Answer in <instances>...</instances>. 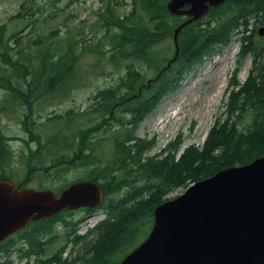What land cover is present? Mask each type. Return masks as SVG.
I'll list each match as a JSON object with an SVG mask.
<instances>
[{
	"label": "trees",
	"instance_id": "obj_1",
	"mask_svg": "<svg viewBox=\"0 0 264 264\" xmlns=\"http://www.w3.org/2000/svg\"><path fill=\"white\" fill-rule=\"evenodd\" d=\"M73 0H70L72 2ZM169 0H131V11L121 19L112 15L111 8L99 11L97 21L104 30L102 40L107 42V51L101 50L99 40L95 45H84L79 52L76 46L82 41H75L72 47L65 51H57L48 45L38 57V69L31 73V80L26 83L27 93H20L10 79L0 74L2 88L10 90L8 101L26 108L22 126L26 132H33L31 109L33 101L53 98L56 87L72 77L77 79L71 88L67 87V95L77 85L81 84L80 71L77 61L85 51L94 53L99 61L114 65L118 69L120 62H125L124 74L116 84L115 89L97 91L93 99L97 101V113L100 117L110 114L111 108L118 101L124 100L146 83L143 74L135 67L136 62H145L148 67L155 68L157 73L165 66L168 59V49L165 53L157 51L155 46L167 37H171V30L183 19L171 16L165 9ZM31 0H24L11 20L29 19L32 17ZM22 12L31 15H22ZM140 12L146 21L140 20ZM21 17V18H20ZM264 17V0H226L216 8H210L204 21H197L186 26L179 35V55L170 68L163 71L157 81L151 82L149 87L127 102L116 105L123 109L122 114L130 115L129 120L121 121L114 117L110 129L113 132L112 157L109 162L98 170L91 178L100 182L103 192V202L96 209L104 212V219L98 222L85 235L76 233L77 221L68 218L72 213L66 212L52 218L30 222L22 231L8 240L0 243V264H14L10 253L15 250L18 261L24 264H118L119 261L133 249L142 239L143 234L150 230L153 209L164 200L163 197L175 190L186 188L189 184L214 175L221 169L241 166L259 158L264 153V37L258 38L254 27ZM253 18L255 25L249 30V20ZM133 19L137 22L133 24ZM144 23V24H141ZM115 28L116 33L111 34ZM239 34L241 43L239 59L249 56L251 69L245 82L236 91V85L229 94L226 108V119L217 121L206 137L200 150L190 146L178 158L175 152L178 144H173V153L165 157L149 156L148 151L153 143L135 137L134 132L140 121L155 109L161 97L174 91L184 75L196 64L209 55L215 46H225L229 43L233 33ZM6 24H0V59L10 66L13 77L21 79L20 59L12 58L4 51L6 47ZM22 31L17 37L20 38ZM171 39V38H170ZM172 48V46H171ZM55 51V52H52ZM104 61V62H105ZM155 62V63H154ZM239 62V61H238ZM19 68L17 69V66ZM153 66V67H152ZM155 66V67H154ZM25 67V66H23ZM102 68V63L100 64ZM30 75V74H29ZM26 76L22 81H26ZM125 89L127 94L119 96ZM66 95V96H67ZM98 102L100 104H98ZM250 117L251 123L245 130L238 129V120ZM76 117L54 116L47 118L42 127L43 134L48 135L46 145H56L70 140L76 143V158L83 161L94 156L93 145L88 139L92 128L85 131L72 129L71 122ZM76 127V126H75ZM4 139V136L0 137ZM6 138V137H5ZM0 139V164L6 162L4 141ZM96 143V142H94ZM44 148L39 142L40 154ZM56 151V150H55ZM78 153H81L79 155ZM61 158H64L61 156ZM69 160V158H67ZM99 174L106 176L108 182H102ZM6 180L5 176L0 177ZM137 184V185H136ZM130 186L133 192L126 191L121 197H115L122 187ZM145 195V197H144ZM95 209V210H96ZM90 215L93 210H85ZM64 227L62 235L55 233V224ZM21 241L24 247H15ZM62 242L55 250L52 247ZM67 257H62L66 250Z\"/></svg>",
	"mask_w": 264,
	"mask_h": 264
},
{
	"label": "rangeland",
	"instance_id": "obj_2",
	"mask_svg": "<svg viewBox=\"0 0 264 264\" xmlns=\"http://www.w3.org/2000/svg\"><path fill=\"white\" fill-rule=\"evenodd\" d=\"M23 1L0 0V24H6L4 51L12 60L19 58L20 63L25 66H20L21 79L19 76L17 79L11 76L13 74L10 66L4 64L0 59V74H3L4 78L10 79L11 84L16 86L22 94L27 93L26 83L31 80V73L37 71L38 57L48 45L51 49H57L56 52L52 51L57 56L59 54L57 51L67 50L75 44V41L83 42L75 48L76 52H79L82 46L95 45L101 40V50L107 51V42L102 40L104 30L97 21L98 12L111 8L114 17H126L129 15L132 5L131 0H73L72 2L70 0H31L32 17L11 20ZM31 13L22 12V15H31ZM139 15L142 22L146 21L144 14L142 15L140 12ZM204 18L200 21L203 22ZM133 22L135 24L137 19H133ZM142 22L141 24H144ZM261 22L254 27L255 31L263 24L264 17ZM249 24L251 30L254 25L253 18L250 19ZM19 31H22L20 38L17 37ZM115 33L116 29L112 28L111 34ZM238 38L239 34L235 32L227 45L215 46L209 55L184 75L177 88L174 91L166 92L155 109L142 119L134 135L137 138L152 141L154 148L147 155L156 154L167 143L170 147L176 141H179L176 156L189 146L197 147L200 150L214 123L223 122L226 119L228 97L236 86L231 85L232 80L237 81L238 85L242 84L251 68L250 57H241L237 60L240 45ZM171 46L172 40L167 37L158 43L155 49L164 53L168 49L166 57L168 59L173 51ZM104 61H99L98 56L94 53L85 51L77 61V67L81 73L80 85L71 89L67 95V87L71 88L77 82V79L72 77L56 87V92L53 93L54 99L51 101H34L31 109L34 121L31 134L26 132L21 124L26 108L17 104L11 103V106L7 104L11 91L2 88V82H0V137L4 136V139H0L2 142L4 141V150L6 151V162L0 164V177L3 175L6 179L9 178L8 180L17 186L23 184V186L34 190L44 187L59 192L74 181L89 179L109 162L112 157V144L108 141L114 140V134L110 138L108 136L105 138V136L112 121L107 126L105 124L100 126L103 120L90 110L97 109V101L93 99L97 91L108 88L115 89L124 74L123 68L126 63L120 62L119 68L116 69L114 65L106 64ZM101 63L102 68L100 67ZM135 67L143 74L144 81L154 78L157 74L155 68L148 67L143 61L136 62ZM221 72L224 73L223 77L220 76ZM25 75H28L26 81H22ZM219 81L221 88L217 85ZM126 94V90L122 89L116 98ZM98 104L100 103L98 102ZM76 113L81 116H76ZM54 116L80 117L76 121L77 129L79 128L81 132L93 129L88 134V138L90 142H92L91 138L96 140V143L93 144L96 152L95 161L84 164L82 159H77L75 156L78 143L76 142L71 148L64 149L61 153L66 159L65 163L55 164L60 160L61 155L58 154V159L50 156L53 147L44 144L48 135L43 134V129L48 127H42L46 118ZM114 116L121 118L120 111H117ZM126 118L128 117L126 116ZM250 123V117L244 116L238 120V129L245 130ZM114 129L116 127L112 130ZM100 138H104V140L97 142ZM39 142L44 148L40 154H37ZM168 152L167 150L162 156L167 155ZM67 158L74 159L69 164ZM37 165L39 167L35 168ZM48 167L45 174L36 171ZM99 177L102 178V182H108L106 176L99 174ZM174 189L167 193L162 200L175 198L184 192V188L176 187ZM126 191L133 192V189L130 186L122 187L114 195L121 197ZM82 216L83 213L78 212L74 213L71 218L78 220ZM102 217L101 212H96L86 219H89L88 222L92 224ZM56 231L58 235L63 234L61 227H57ZM144 236L145 233L142 239ZM60 244L62 242L55 244L52 250H55ZM10 257L16 264H23V262L18 263L16 252L12 253Z\"/></svg>",
	"mask_w": 264,
	"mask_h": 264
},
{
	"label": "water",
	"instance_id": "obj_3",
	"mask_svg": "<svg viewBox=\"0 0 264 264\" xmlns=\"http://www.w3.org/2000/svg\"><path fill=\"white\" fill-rule=\"evenodd\" d=\"M224 1L169 0L168 13L188 19L173 30L174 55L163 70L178 56L180 31ZM258 34L264 35V25ZM100 202L101 190L90 181L74 183L58 197L0 181V241L31 220ZM153 219L147 237L119 264H264V154L189 186L157 206Z\"/></svg>",
	"mask_w": 264,
	"mask_h": 264
},
{
	"label": "bare ground",
	"instance_id": "obj_4",
	"mask_svg": "<svg viewBox=\"0 0 264 264\" xmlns=\"http://www.w3.org/2000/svg\"><path fill=\"white\" fill-rule=\"evenodd\" d=\"M223 60V59H222ZM225 60V59H224ZM223 64V63H222ZM223 66V65H222ZM225 66V65H224ZM223 66V67H224ZM223 70V69H222ZM225 72V71H224ZM222 74L220 75V76H222L223 77V75H224V73L223 72H221ZM264 73V72H263ZM220 76H218V77H220ZM221 77V78H222ZM220 80V79H219ZM217 85H219V87L221 88V82L219 81V84H217ZM216 96V95H215ZM200 106V105H199ZM167 200H168V198H167ZM162 203V202H161ZM158 205V204H157Z\"/></svg>",
	"mask_w": 264,
	"mask_h": 264
}]
</instances>
